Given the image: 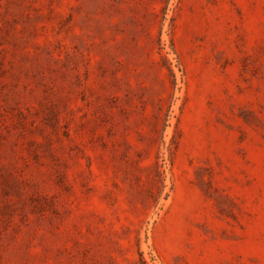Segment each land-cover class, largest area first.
<instances>
[{
	"label": "rangeland",
	"instance_id": "rangeland-1",
	"mask_svg": "<svg viewBox=\"0 0 264 264\" xmlns=\"http://www.w3.org/2000/svg\"><path fill=\"white\" fill-rule=\"evenodd\" d=\"M0 264H264V0H0Z\"/></svg>",
	"mask_w": 264,
	"mask_h": 264
}]
</instances>
